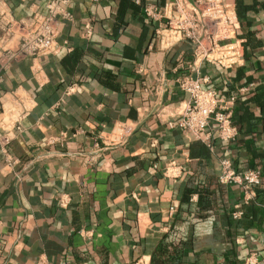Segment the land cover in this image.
Returning <instances> with one entry per match:
<instances>
[{
	"label": "crops",
	"instance_id": "0c3cea01",
	"mask_svg": "<svg viewBox=\"0 0 264 264\" xmlns=\"http://www.w3.org/2000/svg\"><path fill=\"white\" fill-rule=\"evenodd\" d=\"M171 1L6 0L16 20L57 3L63 49L11 63L0 85L33 99L0 146V264L264 262V0H233L244 61L230 69L160 45L145 8ZM185 77L236 97L233 141L170 126ZM225 161L261 173L252 197L219 182Z\"/></svg>",
	"mask_w": 264,
	"mask_h": 264
},
{
	"label": "built area",
	"instance_id": "2783aa9c",
	"mask_svg": "<svg viewBox=\"0 0 264 264\" xmlns=\"http://www.w3.org/2000/svg\"><path fill=\"white\" fill-rule=\"evenodd\" d=\"M87 1L99 3L102 0ZM56 4L48 5L47 15L36 13L30 20H16L6 0H0V85L11 63L54 56L63 49L58 42L61 13ZM145 13L158 23L156 35L163 47L170 48L187 41L193 48L196 63H215L226 69L244 61V42L238 39L240 21L233 0H172L163 7L149 5ZM207 82L205 78L191 80L186 77L177 81L180 90L188 93L190 98L170 126L205 144L211 145L215 139L231 142L238 134L233 124L236 97L225 99L215 91L206 90ZM246 91L248 88L242 89V92ZM32 104L33 99L20 89L0 96V146L5 155L20 131L21 119L30 112ZM165 173L168 174L169 169ZM219 182L242 186L252 197L254 190L261 186V173L249 171L240 175L225 161Z\"/></svg>",
	"mask_w": 264,
	"mask_h": 264
},
{
	"label": "rangeland",
	"instance_id": "374dc122",
	"mask_svg": "<svg viewBox=\"0 0 264 264\" xmlns=\"http://www.w3.org/2000/svg\"><path fill=\"white\" fill-rule=\"evenodd\" d=\"M250 262H251V261L249 260V261H248V264H253L254 261H252L251 263H250ZM254 264H258V262H257V263L254 262ZM261 264H264V262H261Z\"/></svg>",
	"mask_w": 264,
	"mask_h": 264
}]
</instances>
